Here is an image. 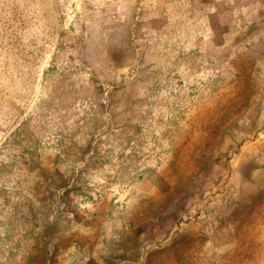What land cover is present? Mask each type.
I'll return each instance as SVG.
<instances>
[{"label":"rangeland","instance_id":"obj_1","mask_svg":"<svg viewBox=\"0 0 264 264\" xmlns=\"http://www.w3.org/2000/svg\"><path fill=\"white\" fill-rule=\"evenodd\" d=\"M0 264H264V0H0Z\"/></svg>","mask_w":264,"mask_h":264}]
</instances>
